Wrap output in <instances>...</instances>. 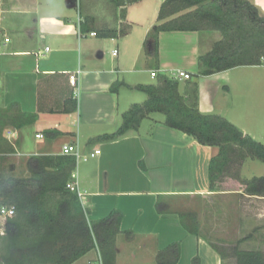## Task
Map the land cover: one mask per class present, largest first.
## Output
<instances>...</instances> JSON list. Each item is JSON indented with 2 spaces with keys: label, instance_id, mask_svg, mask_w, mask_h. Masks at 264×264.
Returning <instances> with one entry per match:
<instances>
[{
  "label": "crops",
  "instance_id": "1",
  "mask_svg": "<svg viewBox=\"0 0 264 264\" xmlns=\"http://www.w3.org/2000/svg\"><path fill=\"white\" fill-rule=\"evenodd\" d=\"M248 1L264 15V0ZM82 2L0 0V108L16 104L15 110L37 114L30 124L21 128L6 126L0 132V174L28 176L32 156L62 155V145L75 143L81 135L92 143L82 152L100 150L86 161L76 163L74 159L76 170H72L76 171L77 188L89 208L88 219H102L112 210L122 213L121 233L114 246L115 264H158V253L172 243L179 246L173 264H194V257H198V264H235L232 257L222 260L201 234L198 213L178 204L185 198L204 199L220 194L210 191L208 181V164L218 151L216 146L200 144L192 136L167 126L160 112L152 113L141 120L136 130L115 140L98 137L115 131L122 113L138 103L126 93L137 90L128 86L157 83H143L136 75L134 80H127V73L149 72L150 77L158 79L160 74L177 78L178 70L186 71L192 80L177 78L180 93L186 90L188 80L196 81L199 111L228 119L223 114L226 111L216 107L214 94L206 91L197 78L224 76L238 67L264 64L237 66L195 78L193 75L203 69L199 57L221 38L218 31H162L158 34L155 58L145 54L143 42L159 22L161 3L153 8V20L137 33L138 42L125 47L122 42L138 26L125 17L134 4L126 7L124 17L119 16V23L130 24L128 33L116 38L97 36L95 32L101 27L85 12ZM85 17L93 18L92 30L82 33ZM146 47L150 50L152 43ZM140 58L147 63L153 61L155 68L137 67ZM71 76L75 86L69 82ZM115 82L123 87L113 92L110 87ZM122 88L127 91L122 93ZM70 98L76 100L73 111L67 102ZM239 130L248 135L246 130ZM188 211L196 214L197 235L187 232L179 221L178 213ZM71 264L103 262L99 250L94 248Z\"/></svg>",
  "mask_w": 264,
  "mask_h": 264
},
{
  "label": "trees",
  "instance_id": "2",
  "mask_svg": "<svg viewBox=\"0 0 264 264\" xmlns=\"http://www.w3.org/2000/svg\"><path fill=\"white\" fill-rule=\"evenodd\" d=\"M124 17L126 7L140 0H111ZM158 24L143 42L145 54L157 57L158 34L162 31H218L221 38L211 50L199 57L201 71L193 75H210L237 66L262 65L264 58V15L248 0H164L158 13ZM92 17L81 22V32L92 30ZM130 24L116 29L101 28L99 37H119L128 33ZM148 42L152 48L147 49ZM192 80V78L190 79ZM188 80L184 93L179 91L177 78L160 74L156 84H137L129 88L146 94L142 103L133 104L121 115L115 131L98 138L115 140L138 128L144 118L155 112L164 114V123L192 136L203 145L216 146L217 153L208 164L209 188L223 191L221 182L228 175L241 185L240 192L264 196V175L240 178L231 174L248 156L264 162V144L243 134L236 126L218 114H204L198 109L196 81ZM122 83L115 82V92ZM76 108V100L67 102ZM16 104L0 108V132L6 126L21 128L35 121L36 113L15 110ZM70 155L32 156L28 161V176L0 174V206H12L14 215L0 218L3 232L0 243V264H71L86 252L97 248L103 264H115V240L121 233L122 213L112 210L106 217L89 220L87 202L67 188L74 169ZM157 210H163L157 203ZM182 227L198 234V220L192 211L178 213ZM130 233V232H127ZM241 240V239H240ZM240 242V241H239ZM209 245L223 260L232 257L235 264H264V251L226 248ZM178 243H172L157 255L158 264H173L178 258ZM198 264V257L193 258Z\"/></svg>",
  "mask_w": 264,
  "mask_h": 264
},
{
  "label": "rangeland",
  "instance_id": "3",
  "mask_svg": "<svg viewBox=\"0 0 264 264\" xmlns=\"http://www.w3.org/2000/svg\"><path fill=\"white\" fill-rule=\"evenodd\" d=\"M163 1L142 0L128 8L126 19L137 22L138 26L132 36L126 40L128 42H122L125 43L123 44L125 47L138 42L137 33L153 20V8L157 2ZM82 4L85 5V12L94 17L95 25L98 27L116 29L120 25V11L111 0H83ZM125 23L123 21L121 24ZM143 58H140L137 67L155 68L153 61L147 63L142 60ZM129 63L128 60L127 68L130 67ZM178 64L176 61L175 67H178ZM135 75L138 80L147 84L157 80V77H150L149 72L127 73L125 76L127 80H134ZM197 81H201V86L203 85L206 91L214 94L216 107L223 112L226 111L223 113L228 116L226 120L233 122L239 129L246 130L249 136L264 144V66L238 67L224 76L198 77ZM121 90L122 93L127 91L125 88ZM126 93L138 103L145 99V94L139 91ZM75 129L77 132V128ZM76 142L81 149L92 145L89 139L81 135L78 141L75 139ZM82 163L79 162V165ZM230 172L238 174L240 178L261 176L264 175V162L248 156L239 167L235 166ZM221 183L223 191L216 196L204 199L185 198L178 204L185 210L198 213L202 224L201 234L207 237L209 242L227 249L237 245L240 249L264 251V196L242 194L239 192L241 189L239 181L232 175L225 177ZM3 250L0 243V253Z\"/></svg>",
  "mask_w": 264,
  "mask_h": 264
},
{
  "label": "built area",
  "instance_id": "4",
  "mask_svg": "<svg viewBox=\"0 0 264 264\" xmlns=\"http://www.w3.org/2000/svg\"><path fill=\"white\" fill-rule=\"evenodd\" d=\"M91 35H94V32L90 33ZM5 41H7L8 39L5 38ZM47 49V48H46ZM116 49H114L112 51V54L115 55L116 54ZM262 61L264 62V58H262ZM151 75H155V72H151ZM175 76L177 78L180 79H190L191 75L183 70H178L177 73L175 74ZM69 82L71 85L75 86V78L73 76L70 77ZM37 137L39 136L38 134L36 135ZM100 153L99 149H94L92 151L89 152H82L81 148L79 147V145L77 143H72V144H63L61 147V154L62 155H70L72 157H74L76 163L80 160L82 161H86L90 158H93L95 156H97ZM67 188L71 191H74L77 193V195L79 197L82 196V194L79 192L78 190V186H77V181H76V174L75 172H72L71 174V179L70 181L67 183ZM14 215V208L12 206H0V218L3 217H11ZM3 232V225L2 222L0 221V234Z\"/></svg>",
  "mask_w": 264,
  "mask_h": 264
}]
</instances>
